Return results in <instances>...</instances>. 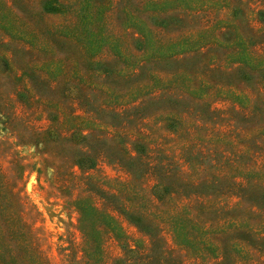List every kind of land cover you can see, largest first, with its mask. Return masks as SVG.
Here are the masks:
<instances>
[{
    "label": "rangeland",
    "instance_id": "1",
    "mask_svg": "<svg viewBox=\"0 0 264 264\" xmlns=\"http://www.w3.org/2000/svg\"><path fill=\"white\" fill-rule=\"evenodd\" d=\"M0 204L17 264H264V0H0Z\"/></svg>",
    "mask_w": 264,
    "mask_h": 264
},
{
    "label": "trees",
    "instance_id": "2",
    "mask_svg": "<svg viewBox=\"0 0 264 264\" xmlns=\"http://www.w3.org/2000/svg\"><path fill=\"white\" fill-rule=\"evenodd\" d=\"M16 192V191H15ZM18 200H20L18 198ZM21 202V200H20ZM6 207H10V205L3 207V205L0 204V209L5 210ZM10 218L5 219L0 215V264H17L16 263V259L17 256H20V254H16V251L20 250L18 244L19 242H17L18 244L14 245V243L11 241V244H8V249L5 250V246H7V244L5 243V240L8 239V232H7V224L9 225L10 222H8ZM8 222V223H7ZM18 229V226H17ZM11 245L13 246V248L15 249H11ZM101 249L102 246H101Z\"/></svg>",
    "mask_w": 264,
    "mask_h": 264
}]
</instances>
